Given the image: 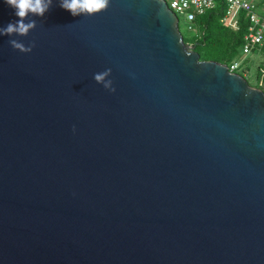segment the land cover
<instances>
[{
    "label": "water",
    "instance_id": "water-1",
    "mask_svg": "<svg viewBox=\"0 0 264 264\" xmlns=\"http://www.w3.org/2000/svg\"><path fill=\"white\" fill-rule=\"evenodd\" d=\"M60 5L0 35V264H264L263 90L166 0Z\"/></svg>",
    "mask_w": 264,
    "mask_h": 264
},
{
    "label": "trees",
    "instance_id": "trees-1",
    "mask_svg": "<svg viewBox=\"0 0 264 264\" xmlns=\"http://www.w3.org/2000/svg\"><path fill=\"white\" fill-rule=\"evenodd\" d=\"M224 9L225 1L216 0L213 8L207 9L203 14L196 17L192 23L194 30L190 31L191 35L183 38L187 44L193 46L194 50L198 52L200 59L215 60L229 65L238 58V55H241V47L249 23L244 12H241L239 28L237 30L229 28L220 22ZM249 54L262 55V59L255 69L254 78L256 79V87L264 92V73L261 71L264 68V45L255 47ZM249 60L248 56L242 62H248ZM249 69V66H244L242 63L235 71L244 76L251 85Z\"/></svg>",
    "mask_w": 264,
    "mask_h": 264
},
{
    "label": "built area",
    "instance_id": "built-area-1",
    "mask_svg": "<svg viewBox=\"0 0 264 264\" xmlns=\"http://www.w3.org/2000/svg\"><path fill=\"white\" fill-rule=\"evenodd\" d=\"M225 9L220 17V22L233 30L239 28L240 13L244 12L248 20V28L244 35V43L241 47V55L249 54L255 47L264 45V15L258 12L257 4L251 0H224ZM170 9L176 14H182L185 25L189 31H193L192 23L196 17L207 9L215 6L216 0H166ZM242 63L234 60L229 65L230 71L237 70ZM264 73V68L261 69Z\"/></svg>",
    "mask_w": 264,
    "mask_h": 264
},
{
    "label": "clouds",
    "instance_id": "clouds-1",
    "mask_svg": "<svg viewBox=\"0 0 264 264\" xmlns=\"http://www.w3.org/2000/svg\"><path fill=\"white\" fill-rule=\"evenodd\" d=\"M5 2L15 9V15L20 19L0 27V35L13 33H26L34 27V21L25 22L29 13L43 15L49 8L51 0L45 4L44 0H5ZM108 0H61V7L77 15L79 12L87 14L98 13L107 8ZM11 43L19 47L15 41ZM105 74H95L94 79L101 82Z\"/></svg>",
    "mask_w": 264,
    "mask_h": 264
},
{
    "label": "rangeland",
    "instance_id": "rangeland-1",
    "mask_svg": "<svg viewBox=\"0 0 264 264\" xmlns=\"http://www.w3.org/2000/svg\"><path fill=\"white\" fill-rule=\"evenodd\" d=\"M168 1V0H167ZM255 2H257L259 4V0H254ZM178 19H179V28L180 31L183 35V37H189L191 35L190 31L187 30L186 26H185V19L184 16L182 14H177ZM250 58V60L248 62H242L243 59H245L246 57ZM262 59V55L258 54H247V55H238L237 61H240L241 63L244 64V66H249V73L251 74L250 76V81H251V86L256 87V79L255 77V69L257 67V65L260 63Z\"/></svg>",
    "mask_w": 264,
    "mask_h": 264
},
{
    "label": "crops",
    "instance_id": "crops-1",
    "mask_svg": "<svg viewBox=\"0 0 264 264\" xmlns=\"http://www.w3.org/2000/svg\"><path fill=\"white\" fill-rule=\"evenodd\" d=\"M251 1L255 2L254 0H251ZM255 3L257 4L258 12L264 15V0H259V4L257 2Z\"/></svg>",
    "mask_w": 264,
    "mask_h": 264
}]
</instances>
